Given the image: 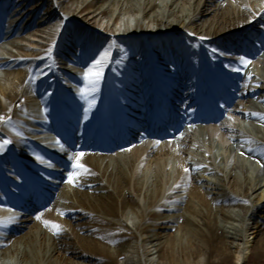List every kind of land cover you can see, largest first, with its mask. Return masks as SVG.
<instances>
[{"label":"bare ground","instance_id":"6f19581e","mask_svg":"<svg viewBox=\"0 0 264 264\" xmlns=\"http://www.w3.org/2000/svg\"><path fill=\"white\" fill-rule=\"evenodd\" d=\"M67 1L70 0H63ZM184 2L185 0H76L74 12L89 15L90 20H95L98 15L112 14V20L116 22L120 15L141 13L148 19V23L144 22L140 15L132 25L129 19L124 24L123 36L132 48L137 47V54L132 60L125 58L130 48L121 43L119 56L114 54V58L117 56L116 61L112 63L105 89L98 92L106 113L104 123L107 126L98 132L97 129L87 131L90 126L88 125L77 136L79 146L85 149L79 163L84 165L87 171L72 167V164L77 162L79 152L67 145L62 148L63 157L56 158L55 171L39 184L53 187V192L33 184L30 193L25 194L23 198L16 197L17 201L14 202L21 207V211L15 210L12 214L2 206L5 203L0 201L2 264H119V259L127 249V241L134 237L139 240L140 231L145 232V237L141 239L154 244L158 257L163 260L157 264H232L236 240L250 225L244 218L250 208L242 213L231 210L228 205L249 199L258 192L262 187L260 175L264 173V73L259 71V68L264 71V38L259 39L257 46L246 48L244 58L250 63L245 65L241 61L233 80L224 78L222 71L215 64L212 50L216 46L209 44L207 54H203L207 56L206 62L210 68L207 74L202 72L203 67L197 61L196 50L188 52L183 47L174 50L171 46L170 60L176 61L180 56L186 60L184 66H177L173 70L172 85L159 81L160 74L156 73L155 67L150 66V53L138 46L137 41L142 39L150 45L167 41L165 46H170L172 36L182 28L181 25H190L194 30L207 32V35L220 29V32L225 34L216 41L222 46L226 39L230 41L235 35L229 34L233 28L250 32V25L264 18V0H241V8L236 7L233 0H224L209 18H202L208 13L202 8V1L188 8ZM55 16L56 13L50 14L48 21H52ZM10 25L11 22H8L9 28ZM150 25H154L157 32L148 30ZM9 33L18 36L21 29L12 27ZM252 34L255 35L254 32ZM84 35H87L88 39H85L86 45L80 47L81 55L78 59L83 62V67L81 66L78 75L67 74L65 77V80L76 83L79 89L86 82L84 76L92 67L85 64L88 55L100 46V49L113 48L112 40H106V34L91 31L89 35L86 32ZM79 38L80 32L75 31L72 38L75 47ZM11 39L12 36L4 34L0 26V68L4 70L3 77H0V93L3 97L0 98V167L4 177V174L8 173L5 180L9 186L14 184V180L24 185V179L18 173L20 170L16 166V159L14 161L13 157L5 155L3 142L8 138V141L28 142L32 147L36 143L29 138H18L11 134L7 124L16 121L18 114L27 108L24 100L29 90L37 100L40 96V83L44 82L45 86L53 84L47 76L38 84L32 83L38 61L7 56V53L12 52L8 46ZM56 52L61 58H65V53ZM166 52V49H162L159 56L153 57L155 65L160 64ZM255 62H258L259 66L255 65ZM68 64L73 63L70 61ZM199 65L201 72L197 71ZM60 67L66 68L63 65H59V69ZM166 67L167 69L163 70L169 73L172 67ZM192 73H195L193 77ZM65 75L66 73L61 71L58 78ZM11 76L18 80L11 81L8 85L2 84V79L9 80ZM87 83L89 84L88 81ZM255 84L261 85L257 87ZM98 85H103V81L100 80ZM180 86L186 87L188 92L180 95V102L176 105H179V112L176 108L172 110L173 113H167L170 109L169 102L161 95V90L176 92ZM197 86L202 87L204 93L208 94L205 95L201 89H196ZM130 88H136V91ZM60 90L62 91V88ZM122 94L132 96L130 103L122 102L125 101L120 98ZM210 96L226 98L228 113L232 117L251 123L240 129L224 115L214 113L204 118L199 111L202 106H190L193 100L207 101ZM112 101L117 114L109 110ZM45 104L46 101L41 100L39 109L28 113L30 117L23 121L33 125L31 116L36 115V112H44ZM221 105H224V102ZM99 107L97 105L95 108V115ZM149 111L153 113V118L147 136L155 140L152 143L144 141L138 134V130L144 125V116ZM198 111L199 122L205 124L203 130L192 126L196 122ZM165 125L170 128V132L165 130ZM20 127L26 133L34 132L31 127ZM97 135L98 139H95ZM166 135L173 138L171 143L165 141L168 140ZM160 140L164 142L161 149L157 147ZM130 144L133 147L127 152L126 148ZM234 147H240L243 157L237 164L229 165L228 162L225 163V157L220 150ZM193 152L202 158L193 159ZM152 154L159 155L158 159L152 161ZM6 160H9V163ZM205 160L211 163L222 160V164H213L210 168L220 175L217 182L210 181L214 184L211 192L213 196H209L208 190L204 191L201 187L193 185V196H190L185 204L182 192L186 191L190 182L202 179L196 169L205 166ZM23 163L32 166L26 161ZM185 169L189 171L185 172ZM67 172L75 178L69 186L62 184V177ZM12 178L13 182L10 180ZM230 183L238 187L231 190ZM0 189L7 192L1 180ZM9 189L20 195L14 187L10 186ZM38 190H45V194H38ZM8 195L7 202L15 200L10 193ZM50 201L52 207L44 211L47 215L45 220L50 222L49 225L38 223L35 227L32 226L30 231H22L32 219L22 212L32 205L43 207ZM262 207H254L252 214L261 212ZM55 209L57 211H53ZM59 211L68 214L73 220L84 219L85 221L80 223L83 232L71 230L69 227L73 220L64 218ZM131 214L134 216L131 217ZM241 215L243 222L238 220ZM131 218L132 227L128 225ZM52 223L60 226L59 234L51 227ZM163 226L173 228V233L162 237L158 229ZM260 235L258 245L263 252L264 230ZM64 237H72L73 245Z\"/></svg>","mask_w":264,"mask_h":264},{"label":"rangeland","instance_id":"374dc122","mask_svg":"<svg viewBox=\"0 0 264 264\" xmlns=\"http://www.w3.org/2000/svg\"><path fill=\"white\" fill-rule=\"evenodd\" d=\"M202 1V8L204 10H207L208 13L204 14L202 18H209L211 17V14H213L216 10V8L219 7L220 3L224 0H185V4L188 7L193 6V4ZM228 0H225L227 2ZM180 2H183V0H180ZM236 7L241 8V0H233ZM76 7V0H70L67 2H63V0H0V26L4 34H7V36H12V39L9 40L8 46L12 50V52L7 53V56H16V58L24 59V58H30L33 61H38V64L36 65L34 69V80H32L33 84H38L42 79H45L47 76V79L52 80L56 77L57 71H62L59 69V65H64L65 62L69 61L70 58L67 56H71L72 58H77L81 55V48L86 45L85 39L87 35H84L86 32L88 35L91 33V31L101 32L103 34L107 35L106 40L111 39L113 48L111 49H100V47L97 48L99 50L98 57L104 56L105 53L107 55L105 56V59H108L111 57L113 53H117L116 55L119 56L120 44H126L125 46L127 48H130V51L126 54L125 58L127 59H134V56L136 57L137 54V47L135 48L129 43H127L126 37L124 35V24L129 19V23L132 25L134 23V20L137 16L142 17V20L146 23H148V19L146 17H143L141 13L139 14H133V15H120L118 20L116 22H113V16L112 14H108L106 16H100L98 15L95 20H90L88 16H84L83 14H76L74 12V8ZM56 13V16L52 21H48V17L50 14ZM200 23L201 21L198 20ZM204 21V20H203ZM202 21V22H203ZM8 22H11L10 28L8 27ZM12 27H18L21 29L20 35H11L10 30ZM181 29L177 32L176 35H173L170 40V46H165L167 44V41H164L162 44L154 45L153 43L150 45L144 40L137 41L138 46L140 45L142 48H145L151 56V63L150 66L155 67L156 73L160 74L159 81L162 83H170L172 85L171 81L174 78V75L172 74L173 70H175V67L177 66H184L186 64V60L183 58V56L178 57L176 61L170 60L171 56V50L170 47L172 46L175 49H178L180 47L185 48L188 52L192 50L197 51V61L200 64V59L203 52L206 54L208 51L209 44H212L216 46L215 49L218 51L212 55V58L214 59L215 64L219 67L220 71H222L224 78L228 80H233V75L236 71L234 69L240 68V62L241 57H245L244 51L245 48H251L253 46H257V38H264V18L258 23H252L250 25V32H247L246 30L242 28H233L232 31L229 34L235 33L231 40L226 39L222 43V46H219L217 43V39L224 36L225 33H221L220 29L213 30L212 32H201L198 30H194L190 27H185L181 25ZM118 28V29H117ZM121 29V30H119ZM148 30L157 32V29H155L154 25H150L147 27ZM79 31L80 32V38L77 42V47L73 44L72 38L74 32ZM115 32L114 34H112ZM239 32L238 34H236ZM254 32L255 35L252 33ZM138 35V34H136ZM240 37H237L239 36ZM120 37V39H119ZM257 37V38H256ZM162 38V37H161ZM160 39V37H158ZM204 40V41H202ZM204 42L205 44H203ZM81 47V48H80ZM65 48L67 50H65ZM220 48V49H219ZM70 49V51H69ZM162 49H166V55L164 58H162L160 64H154L152 60L154 56H159ZM56 51H59L60 53H68V55L64 54L65 58H61ZM70 52V54H69ZM223 53V54H221ZM116 56V57H117ZM116 57L114 58V62L116 61ZM56 58V59H55ZM51 61V62H50ZM162 64V65H161ZM52 65V67H50ZM167 65L171 66L172 69H170L169 73L165 72L163 69H167ZM255 65L259 66L258 62H255ZM28 67V65L26 66ZM166 67V68H165ZM138 68V67H137ZM140 70V68H138ZM99 70V69H98ZM103 70V69H102ZM198 72H201V66L199 65L197 68ZM259 71L264 73V71L259 68ZM66 75L64 77H67V71ZM196 73V72H195ZM195 73H192L191 77L195 75ZM4 70L0 68V77H3ZM197 75V73H196ZM180 78V77H178ZM18 78L11 76L10 79H2V84H10L11 81H17ZM207 80V79H206ZM118 82V81H116ZM42 83V82H41ZM164 83V85H165ZM113 84V83H112ZM121 84V83H120ZM261 84H255L254 86L260 87ZM90 87H85V89L89 90L88 100L91 98V92ZM105 86L101 85L98 87V89H103ZM126 87V86H125ZM168 87V86H167ZM227 87V85H226ZM128 88V87H127ZM230 88V86H229ZM133 91H136V88H130ZM196 89H201L200 91L204 93L203 88L200 86H197ZM141 91V90H138ZM188 92L186 87L180 86V88L176 89V92L168 93L167 91L161 90V95L165 98L166 102H169L170 109L167 113H173V109H178L179 112V105L176 107L177 104L180 102V95L181 93ZM140 93V92H137ZM43 94V93H42ZM50 94V92L45 93V97H47ZM111 95V93H109ZM130 97L131 95H123L120 96L121 99L125 100L122 102L130 103ZM0 98L3 99L1 93ZM172 99V101H169ZM38 98L36 100L34 93L29 90L27 94L25 95V102L27 103V108L24 112L18 114V119L14 121L13 123L7 124L8 130L11 132V134L22 136L26 132L21 129L20 126H27L32 127V125L24 122L23 120L27 117H30L28 113H31L35 109L37 110L35 106V103L38 104L40 101ZM198 101L193 100L192 103H190V106L194 105ZM183 102L180 103L182 105ZM132 105V104H131ZM135 107V106H134ZM138 107V106H136ZM142 109L141 107H138ZM33 111V112H34ZM131 113V112H130ZM227 119L232 122L236 123V126L240 129H244L245 125H249L251 121H246L245 119L241 118H235L230 117L229 114H225ZM146 117L144 120V125L141 127L138 131V134L144 139V141L147 140V142L155 141L152 140L151 137H148L147 134L151 129L152 125V118L153 113H150V111L144 116ZM181 117V116H180ZM151 120V123H150ZM165 130L170 132V128L166 125L164 126ZM264 128V126H263ZM23 132V133H21ZM27 134V133H26ZM6 138L5 140H7ZM165 141L172 142L173 138L170 135H166ZM157 147L161 149L163 147L162 144H164L163 140L159 141ZM137 144V143H136ZM129 147L126 148V151H130V149L133 147V145H128ZM127 147V146H126ZM82 146H79V142L76 144V151L79 153H84L85 149H81ZM125 148V147H124ZM82 150V151H81ZM222 155L225 157V163H238L242 157L243 152L240 149V147H234L233 149L224 148L220 150ZM193 154V159L196 160V158L200 159L202 158L201 155L196 154L195 152ZM60 156H63L62 153H60ZM159 155L152 154L151 160L154 161L155 159H158ZM205 166L198 167L196 169V172L202 177L201 180L192 181L186 186V191H183L182 194L184 195L185 204L189 200L191 194V188L193 185H197L202 188L204 191H209V196H213L211 193L214 184L210 183L217 182L220 178L219 173L213 172L210 170L211 166L219 164H222V160L219 162H212L205 160ZM73 167V164H72ZM1 177V176H0ZM69 173L67 172L62 177V184L69 186ZM1 179V178H0ZM3 179V178H2ZM260 181H261V189L251 195L249 199H242L238 201V203H232L229 204L228 207H230L231 210H237L241 211L242 213L245 212L248 207L250 208L249 212L245 214L244 216L247 223H249V227L245 228V230L242 231L241 236L236 240V247L233 248L232 252V264H264V251H260V246L258 245V240L260 238L261 232L264 230V173L260 175ZM7 186V183H6ZM43 189L52 190L53 187L50 186L48 188L46 185H41ZM12 187V186H11ZM15 187V186H14ZM229 187L231 190L233 188H237V185H233V183H230ZM17 192L20 193L21 198H23L24 195H22L19 188H16ZM9 191V187H8ZM40 195L45 194L44 191L38 192ZM52 194V193H51ZM6 196L9 197V195L2 193L0 191V198H2L3 204L7 211L12 214L15 210L21 211V207H18L17 202V196L15 193H13V197L15 200L11 199V201H6ZM52 201L50 203L44 205L43 207H37L32 205L30 208H28L25 212L26 216L32 218L30 221L26 223V228H24L22 231H30L33 227H35L38 223L46 224V213L44 212L47 209H50L52 207ZM184 205V204H183ZM256 206H263L262 211L258 214H252V209ZM57 211V209L53 210ZM59 214L63 216L64 218H67L68 220H73L68 214L63 213L62 211H59ZM244 215V214H243ZM243 215L241 217H238V220L240 222H243ZM134 215L131 214V217ZM2 217V215H1ZM37 217H40V219H37ZM244 220V221H245ZM84 219H74L72 221L71 227H69L71 230H76L77 232H83V226H80V223L84 222ZM128 225L132 227L133 219L128 220ZM238 223V222H237ZM68 228V229H69ZM158 232L163 235H168L173 233V228H166L163 226V228L158 229ZM141 238L145 237V232L140 231ZM66 240H68L70 245H73L72 237H64ZM137 240L136 237L130 238L127 243V249L124 253V256H122L119 259V264H151V262H154L152 264H157L159 261L162 262L163 260L158 257V254L156 253V247L154 244H151L149 242L143 241L142 239ZM163 241V240H161ZM0 264H2L0 262Z\"/></svg>","mask_w":264,"mask_h":264},{"label":"snow or ice","instance_id":"6c2138e0","mask_svg":"<svg viewBox=\"0 0 264 264\" xmlns=\"http://www.w3.org/2000/svg\"><path fill=\"white\" fill-rule=\"evenodd\" d=\"M217 51H218L217 49H213L212 50L213 53H216ZM221 54H223V53H221ZM106 55H107V53H105L104 56H101L100 59L96 60L95 63L92 65V67H90L88 69V72L84 76V79L86 81H88L90 86H91L90 87L91 93H95V92H97L99 90L97 85L99 84V82H100V80L102 78L103 61H104ZM240 59H241V61L244 62L245 65L250 63L244 57H241ZM93 69H99V70L93 71ZM234 71H239V69H234ZM88 95H89V90H87V89H82L81 90V97L82 98H87ZM94 103H95L94 100H89V109L94 106ZM85 118H87V110H85ZM3 143L4 144H8V143H10V141L5 140ZM249 151H251V149H249ZM83 155H84V153H79L78 154V156L76 158L77 162L75 164H73V167L77 168V169H84L85 171H87V169L84 168V165L79 163V158L82 157ZM37 158L39 159V157H37ZM70 159H71V157H70ZM188 171H189V169H185V172H188ZM74 179L75 178H74L73 175H69V178H68L69 183H73ZM37 219H40V217H37ZM49 223L50 222H46V226H48ZM51 227L55 230L56 234H59V232L61 231L60 226L57 225V224L52 223Z\"/></svg>","mask_w":264,"mask_h":264}]
</instances>
